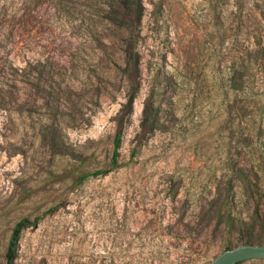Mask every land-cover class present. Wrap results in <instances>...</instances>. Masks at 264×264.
I'll use <instances>...</instances> for the list:
<instances>
[{
  "label": "rangeland",
  "instance_id": "obj_1",
  "mask_svg": "<svg viewBox=\"0 0 264 264\" xmlns=\"http://www.w3.org/2000/svg\"><path fill=\"white\" fill-rule=\"evenodd\" d=\"M141 1L139 24L121 34L107 20L110 0H0V264L23 218L36 224L22 230L13 264H84L75 257L91 254L116 256L103 264H209L247 240L222 212L231 199L244 218L264 204L254 187L264 132L249 135L264 99L254 108L249 90H231L226 68L253 43L239 31L256 26L264 0ZM128 35L139 89L120 166L108 172L130 90ZM253 86L264 94V76ZM147 99L158 129L137 138Z\"/></svg>",
  "mask_w": 264,
  "mask_h": 264
},
{
  "label": "trees",
  "instance_id": "obj_2",
  "mask_svg": "<svg viewBox=\"0 0 264 264\" xmlns=\"http://www.w3.org/2000/svg\"><path fill=\"white\" fill-rule=\"evenodd\" d=\"M110 6L107 11V20L109 24L120 31L121 34L132 30L139 24L143 15V5L141 0H110ZM237 10V9H236ZM241 17V16H240ZM242 18H239L241 20ZM248 20V17H247ZM256 26L251 32L245 33L239 31L241 35H246L248 38L253 37V43L246 48H236L232 52L230 64L227 66V79L226 81L230 85V89L236 92H249L245 93V101L252 102L253 107L257 108L261 100L264 99V94L257 97V92L254 91V84L257 80L264 76L261 71V67L264 66V43L261 42V37L264 36V14L261 12L254 16ZM217 38L223 45L226 40V33L228 28L216 29ZM226 49V48H225ZM224 49V50H225ZM123 54L125 57V67L123 69L127 80L130 83V90L127 94L126 101L121 104L120 109L114 117L115 121V133L113 137V151L109 161V168L107 171H112L120 166L119 149L121 147L123 130L126 118L131 114L133 103L136 97V93L139 89V58L135 51V41L132 36L128 35L123 42ZM229 61V60H228ZM251 81V84L249 83ZM263 104V102L261 103ZM158 109L154 104L147 99L144 102L142 110V120L140 122V132L137 138H144L147 135L153 133L158 129ZM253 129L250 132L251 138L258 137L264 132V109H259V112H253L252 114ZM258 122V123H257ZM257 123V124H256ZM257 125V127H254ZM136 151V149H135ZM135 152H133L134 155ZM102 171L97 170L92 173L83 174L80 178V182L91 176H97ZM261 177L258 178V183L255 184V192L262 193L260 199L264 197V166L260 168ZM252 187L250 182L245 183V187ZM247 187V189H248ZM225 210L222 212L224 217L223 221L227 225L231 233H242L246 235L247 240L243 244H255L264 245V204L257 203L253 213L249 218H244L234 213L235 206L233 205V199L227 200L224 204ZM247 219V220H246ZM36 224V220H29L23 218L18 221L11 232L6 251H5V264H13L17 257L18 242L23 229L33 227ZM230 249L229 246L225 250ZM125 257L124 255H121ZM84 257V264H103L107 258H110V262L114 263L115 255L107 256L101 254H91L89 256H77L75 257L78 263H81V258ZM120 261V260H119ZM240 264V263H239Z\"/></svg>",
  "mask_w": 264,
  "mask_h": 264
},
{
  "label": "water",
  "instance_id": "obj_3",
  "mask_svg": "<svg viewBox=\"0 0 264 264\" xmlns=\"http://www.w3.org/2000/svg\"><path fill=\"white\" fill-rule=\"evenodd\" d=\"M252 257H264V245L243 244L227 249L209 264H239Z\"/></svg>",
  "mask_w": 264,
  "mask_h": 264
},
{
  "label": "flooded vegetation",
  "instance_id": "obj_4",
  "mask_svg": "<svg viewBox=\"0 0 264 264\" xmlns=\"http://www.w3.org/2000/svg\"><path fill=\"white\" fill-rule=\"evenodd\" d=\"M138 188L144 189V188H147V186L144 187L143 185H139ZM143 193H144V195L147 196L146 192H143ZM150 194H151V193H150ZM150 194H149L148 196H150ZM134 195H137V194H134ZM151 196H152V194H151ZM145 200H147V198H145Z\"/></svg>",
  "mask_w": 264,
  "mask_h": 264
}]
</instances>
